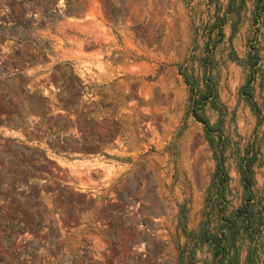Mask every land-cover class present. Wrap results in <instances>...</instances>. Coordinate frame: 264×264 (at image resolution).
Wrapping results in <instances>:
<instances>
[{
    "label": "rangeland",
    "instance_id": "374dc122",
    "mask_svg": "<svg viewBox=\"0 0 264 264\" xmlns=\"http://www.w3.org/2000/svg\"><path fill=\"white\" fill-rule=\"evenodd\" d=\"M214 1L0 0V264H205L217 207L264 215V7Z\"/></svg>",
    "mask_w": 264,
    "mask_h": 264
},
{
    "label": "trees",
    "instance_id": "16d2710c",
    "mask_svg": "<svg viewBox=\"0 0 264 264\" xmlns=\"http://www.w3.org/2000/svg\"><path fill=\"white\" fill-rule=\"evenodd\" d=\"M213 1V0H208ZM232 1L228 0L225 4V9L218 14L215 12L212 26H217L219 33L225 23L226 14L232 10ZM214 2H217L215 0ZM260 9L264 7V0H257L256 7ZM194 115L197 119L206 123V119L196 113ZM241 177L245 185L250 183V167L249 162L245 163L244 167H240ZM227 179V174L223 168L221 160L217 162L215 170L213 171L209 187L213 189V203L210 204V209L216 207L218 199L222 200L223 186ZM222 212V213H220ZM216 220L209 224V219L205 218L201 226L196 231V235L201 243H206L210 250V256L205 264H236L237 263V247L235 241L243 233L249 235V238H254L264 222L263 209L259 205H255L251 195L248 194L243 200L229 211H221L216 209Z\"/></svg>",
    "mask_w": 264,
    "mask_h": 264
}]
</instances>
